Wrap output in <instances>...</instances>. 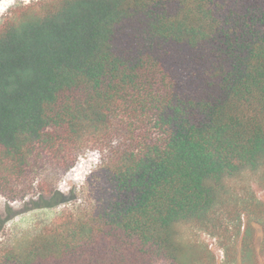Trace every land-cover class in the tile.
I'll list each match as a JSON object with an SVG mask.
<instances>
[{"label": "trees", "instance_id": "obj_1", "mask_svg": "<svg viewBox=\"0 0 264 264\" xmlns=\"http://www.w3.org/2000/svg\"><path fill=\"white\" fill-rule=\"evenodd\" d=\"M84 144L104 154L81 205L0 243V264H202L182 228L216 230L232 210L248 220L242 259H264V205L232 190L245 174L264 190V0L12 9L0 22V195L26 197L41 159L69 169ZM48 196L44 207L72 197Z\"/></svg>", "mask_w": 264, "mask_h": 264}, {"label": "rangeland", "instance_id": "obj_2", "mask_svg": "<svg viewBox=\"0 0 264 264\" xmlns=\"http://www.w3.org/2000/svg\"><path fill=\"white\" fill-rule=\"evenodd\" d=\"M36 1L38 0H0V22L12 9ZM103 154L98 147L84 144L74 154L75 161L69 169L55 161L41 159L40 164L44 165L34 170L32 190L26 197L12 202L0 195V243L26 240L35 234L37 225L49 222L65 209L81 205L85 199L84 186L99 167ZM232 190L238 199H247L255 194L264 205V190L259 189L255 178L250 174L236 180L232 184ZM50 191L59 193L62 198L72 196L71 200L44 207L45 204L53 203L48 196ZM34 204L42 205L43 208H35ZM217 223L216 230L212 226L207 228L196 224L186 225L181 230L183 239L196 246L203 254L202 264H251L241 257V243L248 220L232 210L229 215L221 213ZM256 235V247H259L261 231L258 226ZM256 264H264V259Z\"/></svg>", "mask_w": 264, "mask_h": 264}]
</instances>
